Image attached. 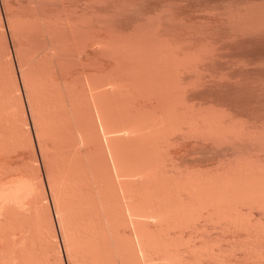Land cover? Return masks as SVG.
Segmentation results:
<instances>
[{
	"label": "rangeland",
	"instance_id": "1",
	"mask_svg": "<svg viewBox=\"0 0 264 264\" xmlns=\"http://www.w3.org/2000/svg\"><path fill=\"white\" fill-rule=\"evenodd\" d=\"M16 1L20 5L24 2L22 0L5 2L10 4V7L12 6L11 8L6 6L7 11L12 8L15 11L17 6L22 8V5H17ZM32 1L35 4V1ZM71 1L74 5L68 1L70 7L73 5V12L74 6L77 8L79 12L78 14L76 12V16L78 15V17L75 20L76 17L70 15L71 11L69 12V10L66 11L69 12L67 14L74 19H70V16L66 15L69 20H75V23H70V26L73 27L72 24H77V26L76 30L70 29L71 33H68L67 28L66 30L69 36L72 35L71 37L78 35V39L75 38L77 40L71 41L65 39L66 47H63L64 50L61 49L59 52V48H62L65 43L61 37L67 38L68 36L65 34L58 36L56 44L54 43V46L57 47L55 51L58 49L59 54L64 52L66 55L63 54V59L50 47H46L44 43L47 41L42 43V41L32 38L35 42L33 44L30 36L27 40L28 35L25 38V32L22 33L25 29L20 26L24 16L20 20L21 14L19 13L18 22L20 25H16L17 17L14 16L15 19L11 17L15 12L12 10L13 13H10L11 10L9 11V19L8 14L5 13V4L3 0L2 2L0 0V182L2 183L6 179L4 183H7L13 178L16 179V181L11 180L13 183L17 182L16 184H21V186L26 184L28 187L30 185V191L24 185L28 189L25 192L27 195L28 192L30 194L21 209L17 212L14 211L15 209H7L10 217L9 215L6 217V209L2 208V212H0V264H264V27L263 30L260 27L262 31L256 27L258 33L255 31L257 29L253 28V24L246 23L251 27L246 25L249 30L254 29L249 31L247 28L245 29L244 23L240 24L244 26L239 27V23L236 22L238 19L244 20L245 10L242 11L244 8L248 11L249 8L255 6L252 10L259 12L258 9L261 8L263 11L264 0H99V5H97L98 0H96L97 2L92 0L91 2H95L93 3L94 7H90V4L87 5L85 2L87 0ZM28 2L29 0L27 2L25 0V3ZM41 2H38L39 7L36 4V6L31 5L32 3L29 6L39 9L43 7L41 4L48 3L46 7H49V0L47 3L44 0V4ZM62 3L66 4L64 1ZM50 4L56 6L51 5L52 8H57L55 2ZM64 5L62 4L60 7ZM29 6L27 4L26 7L29 8ZM65 6V9H68L69 5ZM86 6L91 8L90 11ZM19 8L17 10H20ZM82 8L84 13L87 10L86 14L82 12L85 16L81 13ZM30 9L32 8L30 7ZM55 10L50 11L55 12ZM252 10L250 11L252 12ZM62 11V9L59 10L60 14L63 13ZM250 11L249 13L252 14L253 12ZM24 12L25 10L22 13ZM235 12L236 15L243 16L242 19L235 18L234 22H232L233 20L229 21L232 28L238 29L236 31L231 30L232 28L227 26L228 22L225 21L232 16L231 13ZM260 12L257 18L260 17ZM249 13H246L249 16L247 15L245 20H248L250 16L252 20L257 19H253L256 17L255 13H253L254 17ZM60 14L57 11L56 15L66 20ZM261 14L264 13L261 12ZM66 15L64 12L63 16L66 17ZM262 15L261 17L264 19ZM90 16H96L99 20L100 17L107 16L104 17L107 20L103 19L108 21L107 26L111 25V28L113 26V36L110 35L113 37H111L113 42L116 39L120 40L119 37L125 36L124 39H127L125 41H128V44L133 40H135L134 44L137 43L136 37L137 39L141 38L137 33L141 32L142 34L139 35H143L148 29L149 21L150 24H154L155 29L157 27L160 29L163 26L165 32L170 29V23L173 28L171 30L175 31L176 26L181 22L182 24L177 27L180 29L178 32L184 31L185 35L186 28L188 37L189 33L193 32L192 37L194 33L201 30L200 35L204 36L210 33L204 37L205 39L203 36L197 37L198 33L195 35L198 39H207L204 42L211 40V44L209 42L210 45L206 47L211 56L214 55V52L212 53L208 47L212 46V42L213 45L216 43L215 58L219 55L220 57L217 58V61L215 58L213 61V57L210 60L207 56L208 52L204 55L208 58L201 57V53L207 50L204 48L200 52L202 49L200 50V47L196 46L197 41L192 38L195 45L189 47L196 46L198 48H196L198 53L196 50H191L194 58H198L195 55L199 54L198 56H200L198 60H194L197 63L193 62L194 58L189 60L190 57L186 53L187 55H184L189 61L185 60L180 64L181 66L171 67V65L173 66L171 64L168 68L159 65L150 67L147 65V67L144 63L145 60H141L145 58V53L143 54L142 50L139 51V48L142 47V39H138L140 43H137L135 47L139 44L138 48L134 49L139 50L131 49L132 54L128 53L130 49L126 43L124 44L127 48L121 47V50L119 47L117 52L114 49L116 47L113 48L114 45H112L115 50H113V55L110 53L113 56V63H111L112 66L109 65L110 62L107 65L106 61L108 62L112 57L107 53L108 56H104L105 53L102 55L100 52L102 47H105L104 42L107 41V37L105 41L103 38L99 42L101 44L103 42V45L97 44L98 40L96 41L94 38L99 39L100 37H95V35L99 33L98 30H103V27L102 24L100 25V21L98 25L95 23L96 19L94 20ZM234 16L235 14L231 19ZM86 17H89L88 20L92 22L88 21L90 25H87V21V23L85 22ZM8 19L10 21L14 19L16 23H12L14 20L8 22ZM260 19L257 20L260 22L262 20ZM215 20L219 22L217 23ZM221 21V24L227 25L221 26ZM233 23L238 24L234 26ZM258 23L254 24V27L263 25L260 23H264V21ZM153 24L149 25L150 33L155 30ZM201 24L204 27L200 26ZM14 25L20 27V31H18L19 28L14 30L16 29ZM103 26L105 25L103 24ZM107 26L104 32L111 29L107 30ZM56 27L59 29L61 26ZM210 27L216 32L211 31ZM162 28L160 30L164 32ZM62 30H59L61 32L57 30V32L63 34L62 32L65 31L66 33L65 29ZM73 30L77 33L72 32ZM144 30L145 32H143ZM242 30H247L246 32L249 31L248 33H253V35L257 33L258 36L252 37L250 34V38L244 40L245 35L242 34H248ZM228 31H230L229 33L233 31V33L229 34ZM240 31L243 33L241 34ZM158 32L160 31L158 30ZM117 33L123 35L120 36ZM154 33H157V30ZM216 33L220 35L217 36ZM234 33H237L236 39L243 36V41L241 38L240 42L239 39H237L238 42L234 41ZM92 34H94L92 38L94 40L89 37ZM102 34L101 37H105L106 33ZM134 34L137 36L134 37ZM167 34L171 36L168 32ZM159 35L158 38L156 37L158 40L161 37ZM168 35L166 36L168 37ZM176 35H172L174 39H178ZM225 35L234 36V40ZM116 36L117 38H115ZM151 36L153 35L151 34ZM183 36L182 38H184ZM215 36L216 40L213 38ZM164 37H162L163 40L160 39L163 43L164 39H167ZM59 38L61 39L59 40ZM172 38L170 37V39ZM186 38L185 36V40L189 39ZM157 39H155L156 42L154 40V43L160 45L158 43L160 40L157 42ZM228 39L236 44L230 43L227 41ZM29 40L31 43L27 44ZM58 40L64 42L60 43V45L62 44L60 47L56 46L59 45L57 44ZM170 41H166V46ZM173 41L175 47L174 44H172L173 46L168 44L170 49L171 47L175 48V50H171V54L176 52V45L179 44L176 40ZM201 42L199 44H202ZM107 43L106 45L110 42ZM47 44L50 46L49 42ZM180 44L182 46L183 42ZM218 44L223 45H220L221 49L218 48ZM36 45H40L38 49H41L44 59ZM205 46L206 44L203 47ZM162 47L166 48L165 43ZM189 47L188 49H190ZM203 47L201 46V48ZM42 48L45 51L47 49L50 51L45 52ZM167 48V52H164L169 53V48ZM179 48L178 50L182 53L179 54L177 50V54L182 56L184 50L180 46ZM35 49L37 51L34 53ZM188 49L186 48V50ZM211 49L213 50L214 47ZM120 50L121 52L127 50V52L125 51L128 53L127 58L125 57L126 61H121L122 58H119L121 55L126 56V53L121 54ZM224 51L226 52L224 53ZM17 52L18 56L21 54V62L18 61L20 59L16 56ZM47 53L48 55L50 53L51 57L54 54L53 59L57 55L60 60H52L49 58L50 56H47ZM33 55L40 56L41 59L38 60V57H33ZM46 56L50 59L49 62H55L46 65L48 63ZM97 56L98 58H96ZM174 56L177 58L176 54ZM87 57H90L89 60L86 59ZM107 57L110 59L107 60ZM31 58H33V62H31ZM100 58L103 59L102 64L99 62ZM200 58H207V60L199 61ZM93 59H98L99 63L94 62L96 60ZM41 60H45L44 66L30 65L31 63L35 64L36 61V63H40ZM110 61L112 62V59ZM186 61L187 63H185ZM205 79H207L206 82ZM219 81L222 82V85ZM206 87L209 89L207 90ZM260 92L263 95H259ZM216 96L219 99L215 98ZM202 98L209 100L207 102L205 99L203 102ZM238 99H243V101ZM210 100L213 103H210ZM208 103L214 105L208 107ZM260 106L263 108L260 109ZM94 107H98L101 116L105 118L104 126L109 127L108 129L104 128L105 132L132 127V135L125 136L129 138L126 139L124 135H122L123 137L120 135L121 138L113 136V141L109 142L110 146H113L112 149L116 147L113 150L114 156L117 164L119 163L117 165L119 173L124 174L122 175L125 177L124 179L115 177L109 156L110 166L105 159L106 154L104 153L108 152L106 146L104 151L101 144L104 142L102 133L97 132L99 127L95 125L97 122H94L96 119ZM215 107L218 109L216 110ZM195 109L196 111H194ZM208 110L212 111H210L211 116ZM205 112L208 113V118H206L207 113ZM194 114H199L203 118L202 120H205V128L209 123L207 133L205 132L207 136L202 135L201 131L196 129L198 126L195 124L196 130H194L191 120L200 118ZM215 119H217L216 122L218 121L217 125L223 126L220 125L222 130L219 126L220 134L216 133L219 130L215 125ZM210 126L216 130H212ZM136 133L139 134L137 137ZM202 133L204 132L202 131ZM103 144L105 145V143ZM130 173L132 180L129 178ZM121 184L124 186L122 187ZM127 208L132 209L131 212L136 211V214L149 215L148 218L150 217L146 221H137L138 225L135 223V229L138 230L137 233L140 236L139 240L141 239L140 247L142 246L144 251L142 254L135 245L134 228H131L130 219L127 218V212L125 213L128 211ZM10 211L20 215L11 214ZM56 211L59 213L60 225L55 218L54 212ZM43 213L46 215H42ZM39 216L47 217L39 221L42 218Z\"/></svg>",
	"mask_w": 264,
	"mask_h": 264
},
{
	"label": "bare ground",
	"instance_id": "2",
	"mask_svg": "<svg viewBox=\"0 0 264 264\" xmlns=\"http://www.w3.org/2000/svg\"><path fill=\"white\" fill-rule=\"evenodd\" d=\"M23 1H24V2H23ZM30 1H31V2H30ZM34 1H35V4H36V1H37V0H34ZM40 1H42L41 3L44 4V0H40ZM40 1L38 0L36 5H38V4L40 3ZM52 1H53V0H52ZM52 1L49 0L50 3H54V2H55V3H56L55 5H57V1H58V0H56V1L54 0V2H52ZM60 1H61V0L58 1V2H59V3H58L59 8H58V5H57V8H54V7H56V6H54V4H50V3H49V7H48V6L46 7V5L48 4V3H47L48 0H45V3H47V4H44L45 6L41 4V6H43V7L39 8V9L37 8L38 10H37L36 8L34 9V7H35L36 5H35L34 3H32V2H33L32 0H29L28 3H25V0H22V2H23V3L21 2V3H22V4H21V5H22V8H21V7L19 8V6H17V5H20V4L16 1V2H17V5H16L17 7H15V9H16L15 11L13 10L14 8L10 9L11 11H10L9 9H8V11H7V7H6V6H8V8H11V7H12V6L10 7V4H8V3L6 4V3H5V2H9V0H3V2H4V4H5V6H4V4H3V6H4V8L6 7V9H5L6 11H5V13H7L8 16H9V11H10V13L12 12V10H13V12H15V13L12 12L13 14H12V15L10 14V15H11V17H13L14 19H15L14 16L17 17V18L15 19V20H17L16 22H18L19 19L22 20L21 18H23V16H24L23 21L20 22L21 25L19 24V22L16 23L14 19H13L14 22H12V23H16V25L19 24V25L21 26V28L23 27V29H25V31H23L22 33L25 32L24 34L26 35V37H25V36H23V37L27 38V35H28V38H27V40H28V39H29V36H30V38H31L30 40H31L32 42H33L32 38H33V39H36V40H40V41H42V43H44V42L47 41V43L49 42L50 46H49L47 43H44V44H46V47H47V46H48L47 48L50 47L51 50H52V51L54 50V52L56 53V52L58 51V49L55 51V49H56L57 47H55L54 45H55L56 42H57L56 39H58V36H61V35L64 36V34H65V36H68L67 38H66V37H61L62 40L65 42V43H64V42L62 41L65 45H64L61 41H59V40L61 39V38H59V40H58L59 43H57V44H59V45H56V46L60 47L62 44L64 45V46L62 45V48H59V52H61V49L64 50L63 47H66V41H67V40H68V41H69V40L71 41V40H77V39H78V35H77V37H76V35H74L75 37L73 36V37H74V39H73V37H71L72 35L70 34V36H69L68 33H71V32H70V29H71V28H72V29H73V28H74V29L76 28L77 24H72V25L75 26V27H74V26L72 27V26H70V25H71L70 23H73V22L75 23V20H76L77 17H78V15L76 16V12H77V14H78L79 11H78L77 8L74 6L75 10H74V12H73V10H72L73 7H72V6H73L74 4L71 3V2H73V1L68 0L71 4H73V5H71V7H70L69 2L67 1V2H68V3H67L66 0H63V1L66 3L65 5H69V7H70L71 9H70L68 6H67L68 9H65L66 6L64 5V3H62L63 1H61V4H60ZM87 1H88V2H91L92 0H90V1L87 0ZM87 1H85V2H86L87 5L90 4V7H92V6L94 7L95 4L93 5V3L97 2V1L95 0V2H91V3H92V4H91V3H88ZM1 2H2V0H1ZM19 2H20V1H19ZM26 2H27V0H26ZM38 2H39V3H38ZM30 3H32L31 5H35V6H29ZM97 3H98L97 5H99V0H98ZM100 3H101V2H100ZM15 4H16V3H15ZM25 4H26V6H27V4H28L29 8L26 7ZM62 4H63L64 6H63V7L61 6V7H62V8H61L60 5H62ZM246 4H247V3H246ZM246 4H245V5H246ZM21 5H20V6H21ZM51 5H53L54 7L52 8ZM84 5H85V3H84ZM24 6H25V7H24ZM230 6H232V5H230ZM256 6H257V5H256ZM262 6H264V5H262ZM23 7H24V9H23ZM30 7H31L32 9H30ZM38 7H39V5H38ZM50 7H51V8H50ZM86 7H87V6H86ZM90 7H87L88 10L91 9ZM247 7L249 8V5H248ZM254 7H255V6H252V8H249V9L252 10V9H254ZM257 7H259V6H257ZM17 8H19V9L22 10V11L17 10ZM26 8H27V10H26ZM44 8H45V9H44ZM48 8H49L50 10H52V9H56V10H55L56 13H55L54 11H53V12L50 11ZM60 8L63 10V11H62L63 13H61V14H60L61 11L59 12V10H61ZM63 8H64L65 10H64ZM83 8L85 9V6H84ZM83 8H82V9H83ZM87 8H86V9H87ZM97 8H98V7H97ZM228 8H230L229 5H228ZM263 8H264V7H263ZM263 8H262V9H263ZM28 9H30V11H28ZM41 9H42V10H41ZM47 9H48V10H47ZM58 9H59V10H58ZM84 9L81 10V13H82V12L84 13ZM232 9H233V8H232ZM240 9H241V8H240ZM255 9H258V8H255ZM24 10H25V12L22 13ZM34 10H35V11H34ZM68 10H69V12L71 11L70 15H72L73 17H76L75 20H72V21H71V20L68 19V17L70 16V15H68L69 12H66V11H68ZM76 10H77V11H76ZM96 10H97V9H96ZM244 10H245V11H244ZM250 10L247 11L246 8L242 9V11L245 12V14L242 12V13L244 14V17H243V16L236 15V12H235V13H234L235 16H234V18H232V19H231V17H232L234 14L231 13L232 16L229 15L230 13L228 14V15L230 16V17H229L230 20L227 18L226 15H225V18H227V20L223 19V18H222L223 16H222L221 18H222L223 20H225V21L228 22V23L226 22V23L228 24V25L226 24L227 26H229V27L232 28V26H230L231 23H230L229 21H232V20H233L232 22H234V21H235V18H237V19H238V18H241V19H242V17H243V18H244L243 21L240 20V19H238L239 21L237 20L236 22H238L239 24H238V23H233V25L235 26V24H236V25L238 24L239 27L245 25L244 27H245V29H246L247 26H248L246 23H249V24H253V28H254V29H257L256 27H258V29L261 27L262 30H263V27H264L263 25H264V23H260V22H262V20L264 21V19H262L263 17H261V15H262L261 12L264 13V10L261 11V8L258 9V10L261 11V12L259 11V12H260V15H259L260 17H258V18H257V15L259 14V12H258L257 10H256V11H255V10H252V12L255 13V15H256V17H254V14H253ZM18 11H20V12H18ZM26 11H28V12H26ZM57 11H58V13H59L60 15H62V17L66 18V20H67V19L69 20V22H68V20H67V24L70 26V28H69V26L66 24V20H65V19H63V18H59V17H61V16L56 15V14H57ZM89 11H90V10H89ZM230 11L232 12V10H230ZM233 11H234V10H233ZM249 11H250L252 14H250ZM64 12H65V15L68 13V14H67L68 17H67V15H66V17L63 16V15H64ZM85 12L87 13V10H86ZM92 12H93V11H92ZM219 12H220V11H219ZM247 12H248L250 15H253V17H254V18L252 17L253 19L257 18V19L259 20V18H261L262 20L260 19V20H261L260 22H259L257 19H256V20H252V19H250L251 16H250V18H249L248 20H245V17L248 15V14L246 15ZM256 12H258V13L256 14ZM19 13L22 15V16L20 15V18H19V16H18ZM54 13H55V14H54ZM83 13H82V14H83ZM86 13H84V14H86ZM93 13H94V12H93ZM222 13H223V11H222ZM7 14H6V15H7ZM15 14H17V15H15ZM25 14H26V15H25ZM84 14H83V16H85ZM237 14H240V12H237ZM74 15H75V16H74ZM87 15H88V14H87ZM89 15H90V13H89ZM72 16H70L69 18H70V19H74ZM166 16H167V15H166ZM236 16H239V17H236ZM248 16H249V15H248ZM262 16H264V14H263ZM90 17L93 18L94 20L96 19L95 21H97V22H95V21L92 19L96 24H97L99 21H100V22H99L100 25L102 24L103 30H102V29H101V31L98 30L99 33L95 35V37L98 36V37H100V38H102V39H100V38H99V39L94 38V39H95L96 41L98 40V41H97V42H98L97 44L103 45V44L105 43V44H104L105 47H102V46H101L103 49H101L100 52H101L102 55L105 53L104 56L108 54V55H110V57H112V58H111V59H112V62L110 61L111 59L107 57V60H108V59H110V60H108V62L106 61V64L110 62L109 65H111V63H113V56H112V55H113V50L116 49V51H115V50H114V51L117 52V51H119V50H117V48H119V47H120L119 49H121V50H122V48H123V49H126V48L128 47V49H130L128 53H130V54H132L131 52H133V51H131V49H132V50H135V51H136V50L138 51L139 49H140L139 51L142 50V51H143L142 53H143V54L145 53V54H144V55H145V58H143V54H142L141 56H142L143 59H141V60H145L144 63H145L146 66L149 65V67H150V66H157V65H159V66H161V67L163 66V67H165V68H168L169 65H171V64H173V66L171 65V67L181 66L180 64H181L182 62H184L185 60H188V59H187V56H186L187 54H188L189 57H190V58L188 57L189 60H192V59L194 58V56H192V54H191V53H192L191 50H194V51L196 50V51H197V49L200 47V50L202 49L200 52H202L204 48L207 50L206 47H207L208 45L211 44V42H210L211 40H208V42H204V41L207 40V39L204 40V39H205L204 37H205L206 35L208 36L210 33H209V34H206V35H204V36H203V35H200V33H202V30H201L200 32H199V31H198V32L196 31L200 36L197 35V33H194V35L196 34L197 37H202V36H203L204 39L199 38V39H201L202 42H201V41H200V42H201L203 45H202V44H199L200 42H198L199 39L196 37V35H195V36L193 35L194 37H193V36L191 37V34L193 33V32H192L193 30H190L192 33H189V37L187 36V35H188V30H186L185 27H184V28H185V35L183 34L184 31H182V30H181L182 32H178V30H180V29H177V27L180 26V25L182 24L181 22H180V25L176 26V29H177V30H176V29H175V31L173 30L175 33L171 30V28H172V27H171L172 25H170L171 23L169 24V26H170V29H169V30H170L171 33L169 32V30H167V31L165 32V29L162 28L163 26H161V28H162V30H164V32H161V30H160L161 28H160V29H157V28H159V27H157V28L155 29L154 24L152 23V24H153V27H154V29H155V30H153V32H154V31L156 32V30H157V33H154V34H155V37H154L153 32L150 33V31H149V30L151 29V27H149V25H150V26L152 25V24L149 23V22H150V21H149V22L147 23V24H149V25H148V26L146 25L148 29L146 30V28H144V29L146 30V32L148 31L147 34H146L145 30L143 31V32H145L143 35H139V34H142L141 32H140V33H137V35H138L139 37L141 36V38H138V39H139V40L142 39V47H143V48L141 47V48H139V49H134V48H136V47L138 48V45H139V44H138L136 47H135V45H136L137 43H140L139 40L137 39V37H136V40H137V41H136V42H137L136 44H134V43H135V40H133V41L130 40V41L132 42V44H131V42L128 44V43H127L128 41H125V40H127V39H124L125 36H123V38H121V37H122L121 35H123V34L120 35L119 33H117V34H119V35L121 36V37L118 36L120 40H117V39H116L115 42H113V39H111V37L113 36V35H112V34H113V29H112L113 26H112V28H111V25H110V24H108V25H110V26H107V22H108V21H105V20H107V18H106V19L104 18V17H107V16H104V17H103L105 20H104L103 18H101L100 16H99V17H100V20H99L98 18H96V16H95V17L90 16ZM160 17H161V16H160ZM167 17H168V16H167ZM7 18H8V17L6 16V19H7ZM18 18H19V19H18ZM55 18H56V19H59L60 21L56 20ZM86 18H87V19H86ZM86 18H85V22H86V21H87V22L90 21V20H88L89 17H86ZM110 18H111V17H110ZM110 18H109V19H110ZM168 18H170V17H168ZM247 18H248V17H247ZM247 18H246V19H247ZM9 19H10V16H9ZM9 19H8V22L10 21ZM62 19H63V20H62ZM101 19H103L105 22H104L103 20H101ZM152 19H153V18H152ZM155 19H156V18H155ZM171 19H172V18H171ZM171 19H169V20H171ZM181 19H182V18H181ZM13 20H11V21H13ZM61 20H62V21H61ZM216 20H217V19H216ZM216 20H215V22H217ZM219 20H221V19L219 18ZM11 21H10V22H11ZM54 21H55V23H54ZM56 21H57V23H56ZM70 21H71V22H70ZM102 21H103V22H102ZM111 21H112V20H111ZM153 21H156V20H153ZM153 21H152V22H153ZM167 21H168V20H167ZM175 21H176V20H175ZM58 22H63V23H65V24H64V25H63V24L60 25ZM87 22H86V23H87ZM90 22H91V21H90ZM90 22H88L87 25H88V24L90 25ZM101 22H102V23H101ZM170 22H172V21H170ZM184 22H185V21H184ZM218 22H219V21H218ZM218 22H217V23H218ZM258 22H259L260 24H263V25L256 26ZM91 23H92V22H91ZM99 23H98V25H99ZM105 23H106V24H105ZM141 23H142V22H141ZM143 23H144V22H143ZM145 23H146V22H145ZM172 23L174 24V22H172ZM176 23H177V22H176ZM221 23H222V21L220 22V25L222 26L224 23H223V24H221ZM243 23H244V25H240V24H243ZM259 23H258V24H259ZM7 24H8V23H7ZM9 24H11V23H9ZM56 24H57V25H56ZM103 24H104L105 26H103ZM167 24H168V23H167ZM178 24H179V23H178ZM205 24H207V23H205ZM210 24H211V23H210ZM214 24H216V23H214ZM254 24H256L255 27H254ZM12 25H13V24H12ZM16 25H14V28H16V29H14V30H17V29L19 28L18 31H20V27H17ZM62 25H63V26H62ZM66 25H67L68 27H67ZM92 25H93V24H92ZM142 25H143V24H142ZM175 25H176V24H175ZM192 25H195V24H192ZM192 25H191V26H192ZM207 25H208V24H207ZM217 25H218V24H217ZM217 25H216V28L218 27ZM220 25H219V26H220ZM224 25H225V24H224ZM224 25H223V27H224ZM226 25H225V26H226ZM231 25H232V24H231ZM246 25H247V26H246ZM8 26L10 27V25H8ZM56 26H59V27L61 26V27H60L59 29H57L58 27H56ZM64 26H66V27H64ZM106 26L108 27L107 30H108L109 28H111L112 31H111V29H110L109 31H107V32L105 31V32H104V30H106ZM156 26H157V25H156ZM200 26H203V25L201 24ZM200 26H199V28H200ZM211 26H212V25H211ZM234 26H233V27H234ZM12 27H13V26H12ZM12 27H11V29H13ZM62 27H63L65 30H66V28H67V29H68V33H67V30H66V33H65V31H63L64 29L62 30ZM97 27H98V28H102V27H100V26H97ZM140 27H141V26H140ZM140 27H139V28H140ZM173 27H174V26H173ZM189 27H190V26H189ZM192 27H194V26H192ZM203 27H204V26H203ZM203 27H202V28H203ZM223 27H222V28H223ZM229 27H228V30H230ZM239 27H237V28H239ZM248 27H250V25H249ZM104 28H105V29H104ZM149 28H150V29H149ZM168 28H169V27H168ZM205 28H206V27H205ZM226 28H227V27H226ZM250 28H251V27H250ZM261 28H260L259 30H261ZM23 29H22V30H23ZM60 29L63 31V32H62L63 34H59V32H61V31H59ZM77 29H78V27H77ZM172 29H173V28H172ZM189 29H190V28H189ZM192 29H193V28H192ZM194 29H195V28H194ZM203 29H204V28H203ZM209 29H211V31L214 32V29H212L211 27H210ZM209 29H206V30H209ZM217 29H218V28H217ZM217 29H215V30H217ZM220 29H221V27H220ZM233 29H234V31L238 30V29H236L235 27L232 28L231 30H233ZM240 29H241V28H240ZM247 29H248V28H247ZM254 29H250V30L248 29V30H249V31H252V30H254ZM258 29L255 30V31H257V32L259 33ZM57 30H58L59 32H57ZM75 30H76V29H75ZM75 30H73L72 32H74ZM141 30H142V28H141ZM158 30H159L160 32H158ZM195 30H196V29H195ZM197 30H198V29H197ZM223 30H224V29H223ZM262 30H261V31H262ZM102 31H103L104 33H106V34H105V37H103V36L101 37V34H102V33H100V32H102ZM110 31H111V32H110ZM138 31H139V30H138ZM186 31H187V34H186ZM211 31H210V32H211ZM218 31H219V30H218ZM242 31L246 32L247 30H246V31H245V30H242ZM249 31H248V32H249ZM263 31H264V30H263ZM13 32H14V31H13ZM75 32L77 33V31H75ZM109 32H110V33H109ZM167 32H168L169 34H171V36L168 35ZM176 32H177V33H176ZM203 32H204V34H205V30H204ZM213 32H212V33H213ZM215 32H216V31H215ZM215 32H214V33H215ZM229 32H230V31H228V33H229ZM231 32L233 33V31H231ZM248 32H246V33L248 34V35H246V34L243 33V32H242V33H243V34H242L241 31H240V33H241L242 35L248 36V37H245V36H244V38H243L244 40H246L247 38H250L249 36H251V35H252V37H253L254 35H255V37H256V35H257V33L254 34V35H253V33H252V34L250 33V34H251V35H250ZM16 33H17V32H16ZM104 33H103L102 35H104ZM129 33H130V32H129ZM149 33H150V34H149ZM161 33H162V34H161ZM172 33H173V34H172ZM178 33L182 34V35H180L181 38H180L179 35H176V34H178ZM206 33H207V32H206ZM232 33H229V34H232ZM20 34H21V32H20ZM58 34H59V35H58ZM66 34H67V35H66ZM94 34H95V33H94ZM94 34H92V35L89 36V37L92 39V38L94 37V36H93ZM151 34H152L153 36H151ZM157 34H158V35L160 34L159 37L161 36V37L159 38V40L162 39L163 36H165L164 38H167V39H168V37L170 36V37H173V38H172L173 40H176V41L179 43V44H177V42H176V44H177V45H176V46H177V47H176V52H174V54H173V53L171 54L170 52H172L173 50H175V48L172 49L173 47H171V49H170V48H169L170 46H168V44L170 43L171 46H173L172 44H174V47H175V42H174L172 39H170V37H169L168 40H167V39H164V40H165V41H164V43H165V47L167 48V46H168V48H169L168 51H169V53H170L172 56H171L169 53H166V52H167L166 48H163V47H162V45L164 44V43L162 42L163 39L159 41V40L157 39V38H158V35H157ZM165 34L168 35V37H167ZM236 34H237V33H234V34H233L235 37H234V36L231 37V36H228V35H225V36H228L227 38H230V37H231L232 40L235 39L234 41H236V42H238L237 39H239V42H240V38L242 39L243 36L240 37V38L238 37V38L236 39ZM238 34H239V31H238ZM108 35H109V36L112 35V36L109 37ZM137 35L134 34V37L137 36ZM156 35H157V36H156ZM172 35H176V36H178V37H177L178 39H176V38L174 39V36H172ZM183 35H184V36H183ZM216 35H217V33H216ZM219 35H220V34H219ZM219 35H217V36H219ZM239 35H240V34H239ZM239 35H238V36H239ZM128 36H129V35H128ZM132 36H133V35H132ZM176 36H175V37H176ZM182 36H183L184 38H185V36H186V37H187L186 39H188V38H189V39H188V40H185L184 38H182ZM221 36H222V35H221ZM257 36H258V35H257ZM89 37H88V38H89ZM98 37H97V38H98ZM106 37H107V41H106V42H104V43L102 42V44L99 43V42H101V41L103 40V38H105V39L103 40V41H105V40H106ZM156 37H157V38H156ZM210 37H211V36H210ZM233 37H234V39H233ZM252 37H251V38H252ZM255 37H254V38H255ZM63 38H64V39H63ZM68 38H69V39H68ZM75 38H77V39H75ZM90 38H89V39H90ZM109 38H110V39H109ZM112 38H113V37H112ZM115 38H117V36H116ZM115 38H114V39H115ZM126 38H127V37H126ZM132 38H133V37H132ZM192 38L196 39V41L198 42V43L196 42V46H198V48H197L196 46H194V47H189L190 45H191V46L195 45V41H194ZM208 38H209V37H208ZM213 38L216 40L217 37L215 36V37H213ZM213 38H212V39H213ZM65 39H66V41H65ZM94 39H92V40H94ZM108 39H109V40H108ZM122 39L124 40V42H122V41H123ZM128 39H130V38L128 37ZM134 39H135V38H134ZM155 39H157V42L159 41L158 43H160L161 46L158 45L157 43H154V40H155ZM179 39H180V40H179ZM181 39H182L183 41H182ZM191 39H192V41H191L192 44H191V42H188V43H190V44H188L187 41H189V40H191ZM197 39H198V40H197ZM210 39H211V38H210ZM220 39H221V38H220ZM225 39H226V38H225ZM243 39H242L241 41H243ZM256 39H257V38H256ZM256 39H255V40H256ZM258 39H260V38H258ZM30 40L27 41V42H28L27 44L31 43ZM99 40H100V41H99ZM170 40H171L172 42H171ZM218 40H219V39H218ZM222 40H223V39H222ZM248 40H249V39H248ZM111 41H112V42H111ZM166 41H170V42L167 44V46H166ZM179 41H180V42H179ZM185 41H186V43H185ZM227 41L230 42L231 40L228 39ZM234 41H233V42H234ZM257 41H258V40H257ZM36 42H37V41H36ZM93 42H94V41H93ZM107 42H108V43L110 42V43L108 44ZM155 42H156V40H155ZM173 42H174V43H173ZM182 42H183V44H182V46H181L180 43H182ZM193 42H194V43H193ZM203 42L206 44L205 47H203V46L205 45ZM209 42H210V44H209ZM215 42H216V41H215ZM219 42H220V41H219ZM222 42H223V41H222ZM224 42H226V41H224ZM233 42H230V43L233 44ZM34 43H35V42H33V44H34ZM54 43H55V44H54ZM60 43H62V44L60 45ZM95 43H96V42H95ZM106 43H107L108 45H106ZM113 43H114V44H113ZM124 43L128 44L127 47H125V44H124ZM161 43H162V44H161ZM207 43H208V44H207ZM234 43H235V42H234ZM243 43H244V42H243ZM256 43H257V42H256ZM33 44H32V45H33ZM38 44H40L39 41H38ZM170 44H169V45H170ZM187 44H188V46H187ZM197 44H198V45H197ZM222 44H223V43H222ZM222 44H220V45L223 46ZM227 44H229V43H227ZM235 44H236V43H235ZM30 45H31V44H30ZM32 45H31V46H32ZM93 45H94V44H93ZM100 45H99V46H100ZM112 45H114L113 48H114V47H116V48L113 49V48H112ZM115 45H116V46H115ZM120 45H121V46H120ZM130 45H131V46H130ZM132 45H133V46H132ZM185 45H186L187 47H186ZM214 45H216V43H215ZM214 45H213V42H212V46H211V47H208V49H210L212 53L214 52V53H213V54H214L213 56H211V55H210L211 53L209 52V50H207L206 52H202V53H201L203 56L200 54L201 57H207V56H208L210 60H212L211 58L213 57V61H214L215 53L217 52V51H216V50H217V49H216L217 45H216V46H214ZM220 45L218 44V48L220 47ZM230 45H231V44H230ZM259 45H260V44H259ZM36 46H37V49H38V46H40V45H36ZM41 46H42V44H41ZM44 46H45V45H44ZM97 46H98V45H97ZM97 46H96V47H97ZM123 46H124V47H123ZM179 46L181 47V49L184 50V53H183L182 56L177 54V53H178L177 50H178ZM201 46H202L203 48H201ZM243 46H244V45H243ZM248 46H249V45H248ZM54 47H55V48H54ZM121 47H122V48H121ZM129 47H130V48H129ZM132 47H133V48H132ZM184 47H186L187 49H188V47H189L190 49L186 50V48H184ZM212 47H214L213 50L211 49ZM226 47H227V46H226ZM249 47H250V46H249ZM43 48H45V47H43ZM43 48H42V50H43ZM168 48H167V49H168ZM193 48H195V49H193ZM196 48H197V49H196ZM222 48H223V47H222ZM244 48H245V47H244ZM252 48H253V47H252ZM31 49H32V48H31ZM31 49H30V51H31ZM37 49L34 50V53H35V51H37ZM98 49H99V48H98ZM220 49H221V47H220ZM32 50H33V49H32ZM38 50H40L39 53L42 54V53H41V52H42L41 49H38ZM47 50H49V49H47ZM47 50L45 51V49H44L43 51H45V52H49V51H50V50H49V51H47ZM63 50H62V52H63ZM121 50H120V53H121V54H124V53L127 52V50H125L126 52L123 50V51H122L123 53H122ZM171 50H172V51H171ZM179 50H180V48H179ZM179 50H178V51H179ZM189 50H190V51H189ZM214 50H215V51H214ZM135 51H134V52H135ZM164 51H166V52H164ZM180 51H182V50H180ZM180 51H179V54L182 53V52L180 53ZM188 51H189V53H188ZM194 51H193V53H196V52H194ZM204 51H205V50H204ZM219 51L221 52V50H219ZM219 51H218V52H219ZM102 52H103V53H102ZM198 52H199V51H197V53H198ZM207 52H208V54H209V53H210V54L207 55V56H204L205 53H207ZM220 52H219V54H220ZM225 52H226V51H224V53H225ZM39 53L37 52V54H39ZM43 53H44V52H43ZM50 53H51V52H50ZM50 53H49V55H48V53H47V56H48V57L50 56L49 58H51L52 60H55V61L59 59V57L57 58V55L55 56L56 59H55V57H54V59H53L54 54H53L52 57H51V54H52V53H51V54H50ZM106 53H107V54H106ZM110 53H111L112 55H111ZM118 53H119V52H118ZM118 53H117V54H118ZM120 53H119V54H120ZM128 53H126V54H125L126 56H124V57H123L122 55H121L122 57H121V56L119 57V58H122L121 61H122V60H125V61H126V58H127V54H128ZM186 53H187V54H186ZM222 53H223V51H222ZM32 54H33V53H32ZM45 54H46V53H45ZM45 54H44V56H45ZM57 54L63 58V54H65V53H64V52H63V54L60 53V54H61V55H60V54L57 52ZM175 54H176L177 58H176L175 56L173 57V55H175ZM184 54H186V55H184ZM65 55H66V54H65ZM108 55H107V56H108ZM194 55H195V54H194ZM198 55H199V54H198ZM198 55H195V57L197 56V57L199 58L200 56H198ZM217 55H218V53H217ZM217 55H216V56H217ZM221 55H223V54H221ZM16 56H17V58L20 59L21 54H20V56H18V52H17V55H16ZM47 56H46V59H47L46 62H48V63L46 64L45 60H44V61L41 60V62H40L41 64H40V63H36L38 60L41 59V58H39L40 56L38 57L37 55H36V56L33 55V57H38V60H37L36 62L34 61V62H35V64H34V63H31V62H33V58H31L32 61L30 60V61H31V62H30V63H31L30 65L33 64V65H35V67H37L38 64H39V66H40V65H41V66H44L45 64L48 65L49 63L51 64L52 62H51V61H50V62L48 61V60H50V59L47 58ZM178 56H179V58H178ZM185 56H186V57H185ZM210 56H211V57H210ZM41 57H43V54H42ZM125 57H126V58H125ZM208 57H207V58H208ZM219 57H220V55H219L218 57H216L215 60L217 61V58H219ZM248 57H249V56H248ZM44 58H45V57H43V59H44ZM89 58H90V57H89ZM89 58L87 57L86 59L89 60ZM92 58H95V57H92ZM96 58H98V56H97ZM123 58H125V59H123ZM198 58H194V59H193V62H196V63H197V61H194V60H198ZM207 58H206V59H205V58H202V59L200 58L199 61H201V60H203V59H204V60H207ZM21 59H22V57H21ZM21 59L18 60V61L21 62ZM63 59H64V58H63ZM181 59H182V60H181ZM221 59H222V56H221ZM223 59H224V58H223ZM225 59H227V58H225ZM34 60H36V59L34 58ZM59 60H60V59H59ZM61 60H62V59H61ZM93 60H96V61H94V62H97V63L100 62V64H102L101 61L103 62V59H102V58H100V61H99L98 59H93ZM97 60H98L99 62H98ZM189 60H188V61H189ZM204 60H203V61H204ZM242 60H243V59H242ZM250 60H251V59H250ZM42 61L45 62V63H43ZM55 61H54V62H55ZM62 61H63V60H62ZM104 61H105V60H104ZM125 61H124V62H125ZM224 61H225V60H224ZM255 61H256V60H255ZM20 62H19V63H20ZM38 62H39V61H38ZM54 62H53V63H54ZM193 62H191V63H193ZM225 62H226V61H225ZM228 62H229V60H228ZM252 62H253V61H252ZM260 62H261V61H260ZM53 63H52V64H53ZM56 63H57V62H56ZM185 63H187V61H186ZM191 63H190V64H191ZM212 63H214V62H212ZM244 63H245V62H244ZM261 63H262V62H261ZM104 64H105V62H104ZM106 64H105V65H106ZM188 64H189V62H188ZM188 64H187V65H188ZM219 64H220V63H219ZM222 64H223V63H222ZM224 64H225V63H224ZM257 64H258V63H257ZM22 65H23V64H22ZM107 65H108V64H107ZM165 65H166L167 67H166ZM202 65H203V64H202ZM225 65H226V64H225ZM238 65H239V64H238ZM238 65H237V67H238ZM244 65H245V64H244ZM261 65H262V64H261ZM24 66H25V65H24ZM111 66H112V65H111ZM182 66H183V65H182ZM228 66H229V65H228ZM228 66H227V67H228ZM258 66H259V64H258ZM147 67H148V66H147ZM203 67H204V66H203ZM237 67H236V68H237ZM241 67H242V66H241ZM244 67H245V66H244ZM237 69H238V68H237ZM112 73H113V72H112ZM193 73H194V72H193ZM193 73H192V74H193ZM196 74H197V73H196ZM28 75H29V74H28ZM191 78H192V77H191ZM112 79H113V78H112ZM206 80H207V79H205V82H206ZM230 80H231V79H230ZM215 81H217V80H215ZM220 81H222V80H220ZM220 81H219V83H220ZM242 81H243V80H242ZM203 82H204V81H203ZM209 82H210V81H209ZM211 82H212V81H211ZM228 82H229V81H228ZM232 82H233V81H232ZM234 82H235V81H234ZM207 83H208V82H207ZM214 83H215V82H214ZM219 83H218V84H219ZM221 83H222V82H221ZM221 83H220V84H221ZM226 83H227V81H226ZM226 83H225V84H226ZM229 83H231V81H230ZM235 83H236V82H235ZM237 83H238V82H237ZM239 83H240V82H239ZM245 83H246V82H245ZM251 83H252V82H251ZM220 84H219V85H220ZM241 84H242V83H241ZM241 84H240V85H241ZM214 85H215V84H214ZM216 85H217V83H216ZM221 85H222V84H221ZM221 85H220V86H221ZM245 85H246V84H245ZM262 85H263V84H262ZM211 86H212V85H211ZM217 86H218V85H217ZM220 86H219V87H220ZM241 86H242V85H241ZM95 87H96V86H95ZM214 87H215V86H214ZM231 87H232V86H231ZM237 87H238V86H237ZM263 87H264V85H263ZM200 88H201V87H200ZM212 88H213V87H212ZM217 88H218V87H217ZM221 88H222V87H221ZM223 88H224V87H223ZM223 88H222V89H223ZM228 88H229V87H228ZM232 88L234 89V87H232ZM235 88H236V87H235ZM252 88H253V87H252ZM254 88H255V87H254ZM102 89H103V88H102ZM191 89H192V88H191ZM206 89H207V87H206ZM208 89H209V88H208ZM208 89H207V90H208ZM214 89L216 90V88H214ZM226 89H227V87H226ZM217 90H218V89H217ZM238 90H239V89H238ZM248 90H249V89H248ZM260 90H261V89H260ZM93 91H94V90H93ZM205 91H206V90H205ZM218 91H219V90H218ZM227 91H228V90H227ZM232 91H233V90H232ZM235 91H236V90H235ZM99 92H100V91H99ZM197 92H198V91H197ZM219 92H220V91H219ZM222 92H224V91H222ZM96 93H97V92H96ZM208 93H209V92H208ZM237 93H238V92H237ZM251 93H253V92H251ZM194 94H195V93H194ZM219 94H220V93H219ZM234 94H235V93H234ZM260 94H262V93L260 92L259 95H260ZM263 94H264V93H263ZM263 94H262V95H263ZM195 95H196V94H195ZM221 95H222V94H221ZM247 95H248V94H247ZM251 95H252V94H251ZM200 96H201V95H200ZM222 96H223V95H222ZM234 96H235V95H234ZM236 96H237V95H236ZM245 96H246V95H245ZM210 97H211V96L209 95V98H210ZM217 97H218V96H216L215 98H217ZM239 97H240V95H239ZM251 97H252V96H251ZM256 97H257V96H256ZM237 98H238V97H237ZM241 98H242V97H241ZM194 99H195V98H194ZM202 99L204 100L203 102H205V99L207 100V102H208V100H209V99H207V98H205V99L202 98ZM212 99H214V98L212 97ZM218 99H219V97H218ZM222 99H223V97H222ZM224 99H225V98H224ZM231 99L233 100V98H231ZM243 99H244V98H243ZM243 99H242V100L238 99V100H240V101L242 102ZM251 99H252V98H251ZM256 99H257V98H256ZM191 100H192V99H191ZM215 100H216V99H215ZM236 100H237V99H236ZM246 100H247V99H246ZM248 100H249V99H248ZM248 100H247V101H248ZM258 100H259V99H258ZM258 100H257V101H258ZM199 101H200V100H199ZM212 101H213V100H212ZM240 101H239V102H240ZM244 101H245V100H244ZM259 101H260V100H259ZM218 102H219V101H218ZM227 102H228V100L226 101V103H227ZM241 102H240V103H241ZM210 103H213V102H211V100H210ZM257 103H258V102H257ZM193 104L195 105V103H193ZM208 104H209V103H208ZM216 104H217V102H216ZM218 104H219V103H218ZM238 104H239V103H238ZM243 104H244V103H243ZM247 104H248V103H247ZM259 104H260V103H259ZM263 104H264V103H263ZM91 105H92V104H91ZM209 105H210V104H209ZM209 105H208V107H212L214 104H213V105H210V106H209ZM220 105H221V104H220ZM232 105H233V104H232ZM239 105H240V104H239ZM244 105H245V104H244ZM253 105H255V104H253ZM260 105H261V104H260ZM96 106H97V105H96ZM188 106H189V105H188ZM203 106H204V105H203ZM236 106H237V105H236ZM261 106H262V105H261ZM261 106L259 107L260 109L263 108V107L261 108ZM199 107H200V106H199ZM201 107H202V106H201ZM201 107H200V108H201ZM204 107H207V106H204ZM204 107H203V108H204ZM217 107H218V105H217ZM244 107H245V106H244ZM257 107H258V106H257ZM94 108H95V107H94ZM190 108H191V106H190ZM193 108H195V107H193ZM193 108H192V109H193ZM219 108H220V106H219ZM255 108H256V107H255ZM95 109H96V110H95V114H96L95 118H96V119H95L94 122H97V124L95 123V125H96L97 127H99V129H97V132L99 133V131H100V132L102 133V134H101V133H99V134H101V135L103 136L102 139L104 140V142L102 141V139H100V140H101L103 143H105V145H104L103 143H101V144H102V146H103V148H104L103 150L105 151V146H106V148H107V152H108V153H106V151H105V153H104V154H106L105 159H106L107 162L109 163V164H108L109 166H110V162H111V166H112V168H113V172H114L115 177H117L118 179H122V178L124 179L125 177L122 176V175H124V174L119 173V170H118V168H117V165H119V163L117 164V162H116V158H115V156H114L115 153H114V151H113L116 147H114V149H112L113 146H110L109 142H112V141H113V136H117V137L119 136L118 138H121L120 135H121V136L124 135V137H125V136H130V135H132V133H133V130L131 129L132 127L130 126L131 128H125V129L123 128V130H121V129H120V130H115V131H114V130H111V131H114V132H110V131L105 132V129H106V128L108 129L109 127H105V126H104V124H105V123H104V122H105V118H104L103 116H101L100 111L98 110V107L95 108ZM207 109H209V108H207ZM211 109H212V108H211ZM215 109L217 110L218 108L215 107ZM245 109H246V107H245ZM251 109H252V108H251ZM147 110H148V109H147ZM182 110H183V109H182ZM201 110H202V109H200V111H201ZM205 110H206V109H205ZM205 110H204V111H205ZM212 110H213V109H212ZM248 110H249V109H248ZM194 111H196V109H195ZM197 111H199V110H197ZM200 111H199V112H200ZM208 111H209V110H208ZM208 111H207V112H208ZM210 111H211V110H210ZM210 111H209V114H210ZM254 111H255V110H254ZM256 111H257V110H256ZM150 112H151V111H150ZM150 112H149V113H150ZM199 112H198V113H199ZM201 112H202V111H201ZM207 112H205V113H207ZM211 112H212V111H211ZM213 112H214V110H213ZM216 112H217V111H216ZM251 112H252V111H251ZM193 113H194V112H193ZM214 113H215V112H214ZM218 113H219V112H218ZM220 113H221V112H220ZM162 114H163V113H162ZM200 114H202V113H200ZM148 115H149V114H148ZM156 115L158 116V113H157ZM191 115H192V114H191ZM194 115H195V114H194ZM196 115H197V114H196ZM196 115H195V116H196ZM204 115H206V114H204ZM89 116H90V114H89ZM160 116H161V115H160ZM197 116H199V114H198ZM197 116H196V117H197ZM210 116H211V114H210ZM150 117H151V116H150ZM192 117H193V116H192ZM199 117H200L201 119L198 118V117H197V119H196V118H192V119H194V120H191V121L193 122V124H192V122H191V124L194 126V127H193L194 130L199 129V130L201 131V134H202V135L204 134V136H205L206 133H207V128H209V123H207L208 126L205 124V125L207 126V128H205V127H204V121H205V120H202L203 118H202L201 116H199ZM214 117H215V116H214ZM103 118H104V119H103ZM206 118H208V113H207ZM221 118H222V117H221ZM221 118H220V119H221ZM195 119H196V120H195ZM213 120H214V118H213ZM216 120H217V119H215V121H214V122H215V125H217V122H218V121L216 122ZM106 121H107V120H106ZM219 121H220V120H219ZM148 123H149V122H148ZM189 123H190V122H189ZM219 123H220V122H219ZM219 123H218V124H219ZM149 124H150V123H149ZM194 124H195L196 126H198V127H196ZM134 125H135V124H134ZM211 125H213V123H211ZM220 125H221V124H220ZM220 125H217V126H216V127H218L217 130H219V126H220ZM132 126H133V125H132ZM135 126H136V125H135ZM135 126H134V130H135ZM147 126H148V125H147ZM221 126H222V125H221ZM221 126H220V129L223 127V126H222V127H221ZM97 127H96V128H97ZM195 127H196V129H195ZM203 127H204V129H203ZM213 127H214V126H213ZM104 128H105V129H104ZM118 128H119V127H118ZM136 128H137V126H136ZM190 128H191V127H190ZM200 128H201V129H200ZM210 128H211L212 130H213V129L216 130V128H212L211 126H210ZM110 129H111V128H110ZM112 129H113V128H112ZM137 129H138V128H137ZM148 129H149V128H148ZM71 130H72V129H71ZM152 130H153V129H152ZM205 130H206V131H205ZM221 130H222V129H221ZM223 130L226 131L227 129H223ZM137 131H138V130H137ZM197 131H198V130H197ZM202 131H203L204 133H202ZM135 132H136V131H135ZM135 132H134V133H135ZM160 132H161V131H160ZM205 132H206V133H205ZM208 132H210V129H208ZM218 132H219V133H218ZM150 133H151V132H150ZM216 133H217V134H220V130L217 131ZM91 134H93V133H91ZM99 134H98V135H99ZM136 134H137V135H136ZM136 134H135V135H136V137H137L139 134H138V133H136ZM148 134H149V133H148ZM152 134H153V133H152ZM101 135H100V136H101ZM150 135H151V134H150ZM150 135H148V136H150ZM254 135H255V134H254ZM254 135H253V136H254ZM100 136H99V137H100ZM154 136H155V135H154ZM206 136H207V135H206ZM251 136H252V135H251ZM122 137H123V136H122ZM133 137H134V136H133ZM257 137H258V136H257ZM259 137H260V136H259ZM80 138H81V137H80ZM96 138H97V137H96ZM115 138H116V137H115ZM125 138L127 139V138H129V137H125ZM125 138H124V139H125ZM130 138H132V137H130ZM148 138H149V137H148ZM263 138H264V137H263ZM153 139H154V138H153ZM259 139H260V138H259ZM115 140H116V139H115ZM157 140H158V138H157ZM90 142H91V141H90ZM117 142H118V140H117ZM76 144H77V143H76ZM112 144L114 145V143H112ZM91 145H92V144H91ZM94 145H95V144H94ZM75 146H76V145H75ZM121 146H122V145H121ZM77 147H78V146H77ZM72 148H73V147H72ZM72 148H71V149H72ZM98 148H99V147H98ZM69 149H70V148H69ZM92 149H93V148H92ZM100 149H101V148H100ZM101 150H102V149H101ZM71 151H73V150H71ZM77 151H78V149H77ZM80 151H81V150H80ZM93 151H94V150H93ZM95 151H96V150H95ZM116 151H117V149H116ZM89 153H90V152H89ZM92 153H93V152H92ZM70 155H71V154H70ZM72 155H73V154H72ZM76 155H77V153H76ZM100 156H101V155H100ZM108 156H109V160H110V162H109V160H108ZM68 157H69V156H68ZM119 158H120V157H119ZM78 159H79V158H78ZM101 159H102V158H101ZM68 160H69V159H68ZM83 160H84V159H83ZM93 161H95V160H93ZM104 164H105V163H104ZM88 166H89V165H88ZM120 166H121V165H120ZM148 168H149V167H148ZM104 169H105V168H104ZM110 169H111V167H110ZM119 169H120V168H119ZM92 171H93V170H92ZM111 172H112V170H111ZM123 172H125V171H123ZM90 173H92V172H90ZM112 174H113V173H112ZM112 174H111V175H112ZM126 174H127V173H126ZM143 174H144V172H143ZM101 175H102V173H101ZM101 175H100V176H101ZM126 176H127V175H126ZM136 176H138V175L136 174ZM139 176H140V175H139ZM102 177H103V176H102ZM129 178L131 179V173H130V177H129ZM9 179H10V178H9ZM12 179H13V178H12ZM12 179H11V180H12ZM139 179H140V178H139ZM11 180L8 181V179H7V181H8L7 183H4V182L6 181V179H5L4 182H2V183L0 182V183H1L0 186H2V187H0V188H1V189H0V212H2V211H1L2 208L6 209V213H7V214H6V217H7L8 215H9V217H10V214H8L9 211H7V209H9V208L12 209V210L15 209L14 211L17 212V210H19V209L22 208L24 202L27 200L26 198H28V195L30 194V193L28 192V195H27V192H25V191H28L30 185H29V187H28V185L23 184V186L26 185V187H28V189H27V188L24 186V187H25V189H24V187L21 186V184H16L17 182H14V183H13V181H11ZM13 180H14V179H13ZM131 180H132V179H131ZM14 181H16V179H15ZM123 181H124V180H123ZM127 181H128V179H127ZM127 181H126V182H127ZM11 182H12V183H11ZM121 182H122V181H121ZM133 183H134V182H133ZM4 184H5V185H4ZM125 184H126V183H125ZM121 185H122V187L124 186V184H121ZM20 186H21V187H20ZM111 187H112V186H111ZM97 188H98V187H97ZM26 189H27V190H26ZM31 189H32V188H31ZM121 189H122V188H121ZM123 189H125V188H123ZM110 190H111V189H110ZM29 191H30V189H29ZM122 191H123V190H122ZM31 192H32V191H31ZM31 195H32V194H31ZM31 195H30V196H31ZM30 196H29V197H30ZM28 200H29V199H28ZM125 200H126V199H125ZM127 200H128V199H127ZM174 200H175V199H174ZM175 201H176V200H175ZM26 203H27V202H26ZM125 207H126V206H125ZM129 207H131V206H129ZM54 208H55V206H54ZM10 209H9V210H10ZM127 210H128V211H125V213L127 212V218L130 219V220H129V219H128V220H129L130 223H131V228H134V229H133V230H134V231H133V233H134V237H133V238H134V241H135L136 248H137V250H139L140 254H142V252L144 253V251H143V249H142L143 247H142V246H141L142 248L140 247V241H141V239L139 240V237H140V236H138V233H137L138 230L135 229V227H136V226H135V223H136L137 221H139V220H145V221H146L147 219L149 220L150 217L148 218L149 215H148V216H147V215L144 216L143 214H140V215H139V214H136V213H135L136 211H135V212H131L132 209L130 210L129 208H127ZM14 211H10V213L12 212L11 214H14V215L19 214V213H14ZM57 211H58V210H57ZM57 211L54 212V213H55V218H56V220L58 221V223H59V225H60L59 213H58ZM4 212H5V210H4ZM18 212H19V211H18ZM21 212H22V211H21ZM142 212L144 213V211H142ZM41 213H42V212H41ZM137 213H139V212H137ZM1 214H2V213H1ZM44 214H45V213H43L42 215H44ZM14 215H13V216H14ZM19 215H20V214H19ZM45 215H46V214H45ZM125 215H126V214H125ZM154 216H155V215H154ZM39 217H42V216H39ZM46 217H47V216H46ZM46 217L44 218V216H43V217L41 218V220H39V221H42L43 218L46 219ZM155 217H156V216H155ZM153 220H154V219H153ZM155 220H157V219H155ZM43 221H44V220H43ZM139 222H141V221H139ZM139 222H137V223H139ZM41 223H42V222H41ZM41 223H40V224H41ZM43 223H45V222H43ZM137 223H136V224H137ZM137 225H138V224H137ZM44 226H45V225H44ZM44 226H43V227H44ZM139 226H140V225H139ZM60 228H61V226H60ZM137 229H138V227H137ZM139 229H140V228H139ZM60 230H61V229H60ZM135 230H136V231H135ZM141 232H142V231H141ZM131 234H132V233H131ZM140 234H141V233H140ZM140 234H139V235H140ZM142 235H143V234H142ZM131 237H132V236H131ZM131 237H130V238H131ZM62 239H63V236H62ZM63 240H64V241H63ZM63 240H62V241L65 243V239H63ZM127 243H128V242H127ZM132 243H133V242H132ZM142 244H143V243H142ZM132 245H133V244H132ZM135 245H134V246H135ZM137 246H138V247H137ZM143 246H144V245H143ZM131 248H132V247H131ZM138 248H139V249H138ZM134 249H135V248H134ZM141 250H142V251H141ZM134 252H135V251H134ZM134 252H133V253H134ZM136 252H137V251H136ZM137 253H138V252H137ZM140 254H137V255L139 256ZM135 256H136V255H135ZM143 256H145V255L143 254ZM143 256H142V257H143ZM136 257H137V256H136ZM136 257H135V258H136ZM138 258H139V257H138ZM138 258H137V259H138ZM139 259H140V258H139ZM141 259H142V258H141ZM148 260H149V259H148ZM144 261H145V260H144ZM150 262H151V261H150Z\"/></svg>",
	"mask_w": 264,
	"mask_h": 264
}]
</instances>
